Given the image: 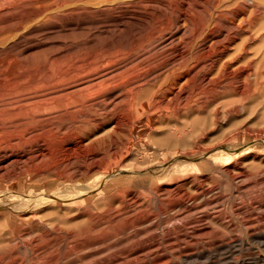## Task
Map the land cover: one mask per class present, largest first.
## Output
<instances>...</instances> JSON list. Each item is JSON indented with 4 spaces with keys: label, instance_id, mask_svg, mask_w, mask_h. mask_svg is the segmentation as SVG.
<instances>
[{
    "label": "bare ground",
    "instance_id": "bare-ground-1",
    "mask_svg": "<svg viewBox=\"0 0 264 264\" xmlns=\"http://www.w3.org/2000/svg\"><path fill=\"white\" fill-rule=\"evenodd\" d=\"M7 1L0 0V11L7 9L5 7ZM103 2L104 0H83L82 4H95L100 8ZM45 3L44 8L33 10L20 18L16 16L18 19L13 23L0 21V46H8L21 39L28 29L50 16L55 7L53 5L56 4L49 3L45 7ZM175 9L178 12L171 10L172 14L178 13L174 16L163 11L165 14L158 22L157 28L140 38V42L134 47L122 53L132 55L137 47L143 44L144 46L138 49L150 50L147 55L134 61L130 59L128 62L124 61L123 65H118L120 59L125 58L121 57L122 54H112L99 59H94L93 56L81 61L78 65L81 68L78 71H71V65H68V68L64 67L67 58L54 57L51 61L60 67L59 70L57 72L54 69L47 70L45 76L39 77V72L30 70L31 66L28 63L18 62L19 59L0 57V118L13 119V122L14 119H18L14 126L9 123L14 128H11L12 130L8 128L10 125H7L8 127L4 125L8 129L0 127V147H3V154L0 152V176L9 181H15L23 175L29 177V181L39 182L47 179L58 181L53 189L47 188L48 183L42 188L32 183V190L28 189L26 184L20 186L12 184L0 188V247H7L13 240L7 235L13 234V229H17V224L20 223L18 211L41 205L52 207L58 214L56 220L61 225L67 222L63 216L70 220L71 210L75 206L85 204L79 215H83V218L85 216L86 219L93 218L92 227L98 228L108 219L110 210L114 211L113 209L116 210L118 207L128 208L140 201L137 196L139 192L138 194L131 192L127 199L120 191L114 190L118 184H135L139 175H142L141 181L148 186L153 177L155 182L161 179L165 184L176 182L173 188L168 185L160 188L166 197L173 196L172 204L175 202L177 205L178 202L182 204L183 199L190 197L197 199L196 195L199 192L202 191L203 194L205 186L200 183L205 178L202 180L201 176L188 175L192 171L209 169L212 164L194 160L206 159L205 157L210 154L231 158L244 149L232 140L239 137L245 139L244 133L249 131V126L244 130H241L244 126L236 130H225L220 128V122L226 114L230 115L233 104L264 91V0H182L181 6L178 5ZM156 14L160 13L157 11ZM155 41L158 44L154 45L152 50L146 49V46ZM146 43L148 45L145 46ZM74 67H71L72 70ZM119 86L122 88L116 91ZM29 95L31 96L28 97ZM253 107L255 108V105ZM262 114L264 116V112ZM136 120H140L146 127L152 126L153 123H162L169 129L168 134L165 132L166 140L155 141L156 148H145L146 156L159 152L170 154L177 146L180 148L182 146L183 149L177 150L178 152L172 156L170 154L171 158L164 161L157 160L156 163L147 164L145 160L146 162H141L143 165L136 168H122L130 162L139 161L133 162L135 158L129 156L132 143L136 141L133 138ZM26 123H30L28 126L36 125L35 129L32 125L30 129L33 130L27 131ZM259 123H262V120ZM23 125L25 129L22 128ZM221 125L223 126V123ZM258 132L255 141L260 140L264 143L262 137L264 129ZM7 133L12 136L11 139ZM4 134L7 140L8 137L10 140L6 141ZM39 140L44 142L45 147L36 146L37 150L35 148L29 152L28 149L29 153L19 150V147L22 149L23 143ZM26 154L31 157L29 162L23 159L27 157ZM260 158L262 160V157ZM8 160H13L19 167L7 170L5 163ZM261 160L260 163H263ZM39 163L41 165L37 168ZM245 166L243 162L236 161L232 166L225 167L224 172L226 171L227 178L233 179L236 176L248 178L251 173L245 170ZM95 172H100V175L89 176ZM178 178L186 180L177 181ZM142 194L149 201L164 199L162 197L164 194H159L156 190L147 189V192ZM203 197L201 200L207 199V196ZM196 205L191 206L196 208ZM125 211L128 213L126 209ZM119 213L120 210L116 214ZM147 214L149 216V211ZM252 217L254 218L253 215ZM209 218L214 216L211 214ZM215 220L219 224L220 220ZM133 221L131 220V223ZM239 233L243 234L241 231ZM200 235L196 233L187 236L198 244L202 242ZM238 235L216 234L212 241H203L200 252L208 249L205 245L207 243L212 244V249H221L235 242L243 244L244 239ZM184 238L168 237L169 246L181 248V244L187 241ZM252 238L264 242V230H255ZM159 245H156V249H153L152 245H142L136 249L125 250L117 260L125 262L128 257L131 260L145 259L154 251L162 250L159 249ZM84 247L86 245L80 243L79 248ZM188 254L189 252L184 254L185 257ZM168 257L166 253H158L155 259L142 260L143 262L138 264H166ZM12 258L11 253H0V261L3 264H6L3 261Z\"/></svg>",
    "mask_w": 264,
    "mask_h": 264
},
{
    "label": "rangeland",
    "instance_id": "rangeland-1",
    "mask_svg": "<svg viewBox=\"0 0 264 264\" xmlns=\"http://www.w3.org/2000/svg\"><path fill=\"white\" fill-rule=\"evenodd\" d=\"M44 1L49 2L47 4V2L45 3ZM169 1L170 0H104L99 8L95 4H82L83 0H8L7 3H5L7 9L3 12L0 11V21L8 23L15 22L18 18L33 10L44 8V3L45 7L48 6L49 3H54L56 5H53V7H55L51 15L49 14L50 16L45 17L41 22L28 29L21 39L16 40L8 46H0V57L19 59L18 62L23 61L28 63L31 66L29 68L30 70L39 72V77L45 76L47 70L54 69L56 72L59 70L60 67L55 66L51 61V58L53 59L54 57H60L62 59L67 58L64 67L68 68V65H71V71H78L79 68H81L78 66L79 63L89 57L95 56L94 59H99L103 56H111L112 54L121 55L124 51L134 47L137 42H140V38H143L144 35H147L154 30V28H157V25H159L158 22H160L161 17L166 12H168L166 14L170 13L171 16L177 15L178 13L176 12L178 11L175 7L178 5L181 6L182 0H180V2L178 0H171L172 4L171 2L169 3ZM173 1L175 5H173ZM61 4L63 7H60ZM82 5L87 6L83 7ZM171 10H175L176 12L172 14ZM157 11L160 14H156ZM161 11H165V13L163 12L162 14ZM156 42L157 41L151 44L149 43L150 46L146 43L145 46L148 45L146 49L151 48L152 50V47L158 44ZM142 46L144 45L142 44ZM142 46L140 45V47ZM140 47L138 46L137 49ZM119 49L123 50L118 51ZM137 49V52H133L134 54L132 55L127 56L126 54H122L121 57L125 56V58L120 59L118 65H123L130 60L134 61L137 58H142L143 55H147V52L150 51H144L145 48L144 50L142 49L143 51ZM73 65L76 66V68ZM47 66L49 69H47ZM71 67L75 69L73 68L72 70ZM119 88L121 89L122 86L117 87L116 91H118ZM30 96L31 95L28 97ZM249 98H245L242 102L233 104L232 112L229 113L230 115L226 114L228 117L225 115V118H221L222 121L220 122V128L225 130H236L238 127L241 128L242 126H244V128L242 127L241 130H244L249 126V131L244 133L246 135L245 139L239 137V140H232L233 143H236L239 147L244 149L238 151L236 156L232 155L231 158L210 154L205 157L206 159L194 160L195 162H209L212 164L209 169L192 171L190 175H188L190 177L201 176L200 179L202 178V180L203 177L205 178L203 181L200 180L202 181L200 184L208 187L209 190L204 187L203 194L202 191L201 193L199 192L200 194L196 193L199 202L195 197H190L183 199L182 204L178 202L179 206L176 204L177 202H175V200V203L172 204L173 196L166 197L167 195L162 190L160 191V188L166 185L173 188L176 182L165 184L162 179L155 182V178L153 177V181L148 186L147 183L141 181L142 175H139L136 178L135 184H118L114 190L120 191L127 199L131 192L137 194L139 192L137 196L140 201L136 203V205H131L128 208L123 207L124 211L126 209L128 213H126V211L124 212L121 207V209L119 207L117 208L118 211L117 209H113L114 211L110 210L109 214L110 216L114 215V218L112 216L110 218L109 216L108 219H106V221L104 220L105 222L103 221L96 229L92 227L93 222L91 220H93V218L86 219L85 216L83 218V215H79L82 207H85V204H80L78 207L75 206L71 210L70 213L72 214L69 213L70 220H68L66 216H63L67 222L61 225L57 222L56 218L58 214L53 211L52 207L41 205L39 207L36 206L23 209V211H18L20 214V223L17 224V229H13V234H6L8 237L13 238L10 243H14L12 245L9 243L7 247H0V253H11L13 255L12 259L3 262L6 264H138L142 260L146 261L147 259V261H151L155 259L158 253H166V255H169V260L166 264H264V242H258L252 238V233L255 230H264V143L260 140L255 141V136L259 133L258 130L264 129V116L262 114V112H264V91L259 95ZM254 105L255 108L253 107ZM9 108H11L10 105ZM252 110L253 112H251ZM0 119L1 128H3L4 125H10L9 123L14 126L15 121L18 120L14 119L15 121L13 122V119L9 118H6L7 120H3V118ZM261 120L263 124L259 123ZM221 123H223V126ZM29 124L30 123H28L27 126ZM32 125L34 127L32 128L35 129L36 125ZM134 125L133 138L137 142L134 141L132 143V150L129 156L135 158L133 162L139 161L135 163L130 162L122 168H136L143 165L142 161H147V164L156 163L157 160L164 161L170 159L172 154H176L178 152L177 150L183 149L182 146L181 148L177 146L171 150V155L169 153L164 154L163 152H159L146 156L145 148L155 147V141L157 140H166L169 129L162 123H153L152 126L146 127L143 123L141 124L140 120H136ZM11 126L12 125H10V127L7 126L9 130L13 128ZM30 126L27 127V131L33 130L30 129ZM250 126H253L255 129H252ZM7 127L5 129H8ZM26 127H24V125L22 126L24 129ZM216 131L215 132L218 133V129ZM165 132H167V134ZM6 135L8 136L9 133ZM6 135L4 138H6ZM9 137L8 140H10L12 136L10 139ZM262 137L264 139V132ZM8 140L6 138V141ZM25 143L21 145L22 149L19 147V150L25 151L26 153L28 149H30L29 152H32L35 150L36 146H44V142L42 143L40 140L39 142H29L30 144L27 142L24 146ZM117 143L119 144V140ZM2 149L3 147H0L1 154H3ZM167 150L166 148V151ZM27 157L23 158L25 162H29L31 159L29 155H27ZM260 157H262V160ZM235 160L237 162H243L244 165H246L245 170H248L249 174L251 173L248 178L242 176H236L233 179L227 178V173H225L226 171L224 172V168L232 166V164L236 162ZM260 160L263 163H260ZM5 165L7 170H13L19 167L13 160H8ZM40 165L39 163L37 168ZM52 165L54 166L55 164ZM91 175L97 176L100 175V172H95L89 176ZM149 175L148 173V176ZM181 179L182 178H178L177 181L186 180ZM32 183L40 188L48 183L49 186L47 188L53 189L58 181L55 179H47L39 182L29 181V177H26V175L21 176L15 181H9L0 176V188L2 186H11L12 184L14 186L26 184L28 185L27 188L31 189ZM147 189L156 190L157 193L164 194L162 196L164 199H162V201L160 199L149 201L148 198L142 194H145ZM142 190L146 191L143 192ZM204 193L207 194L204 195ZM193 196H195V193ZM202 197H206L207 199H203V201L201 200ZM180 205H184L186 209L183 208L184 206L181 207ZM191 205H196V208ZM129 208L130 210H128ZM240 208L243 209V213ZM119 210L121 213L116 214ZM148 211L149 216L147 214ZM177 211L178 213L176 214ZM239 211L240 213H238ZM142 213L145 214V216ZM211 214L214 218L208 219V216H211ZM250 214H252L254 218H251L252 215ZM203 217H206L208 220L206 218L203 219ZM210 219L211 221H209ZM215 219L220 220L219 224ZM246 219L252 221H246ZM253 219H255V221ZM131 220L134 221L131 223ZM221 221L224 222L223 225ZM208 227H210V229ZM242 230H244V232ZM240 231L243 234L239 233ZM196 233L201 234V238L198 236V239L200 238L202 242L198 244L197 241L195 243L188 238L190 234ZM227 233L228 235L240 234L238 236L244 239V243L235 242L221 249H212V244L207 243L205 245L208 249L200 252V245L204 244V240L212 241L216 234L227 236ZM172 236L185 237L187 241L190 240L191 242L188 241L187 243V241H185V243L181 244V248H171L169 246L168 237ZM79 242L84 243L86 247L80 249ZM157 244H160L159 249L162 250L154 251L153 254L148 255L145 259L138 258L136 260H131L128 257L125 262L117 260L125 250H130L132 248L136 249L142 245H152V248L156 249ZM188 252L189 254L185 257L184 254ZM19 257H22V259ZM0 264H3L2 261H0Z\"/></svg>",
    "mask_w": 264,
    "mask_h": 264
}]
</instances>
